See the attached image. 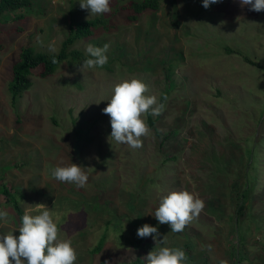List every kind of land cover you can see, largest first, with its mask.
Listing matches in <instances>:
<instances>
[{
	"label": "rangeland",
	"instance_id": "obj_1",
	"mask_svg": "<svg viewBox=\"0 0 264 264\" xmlns=\"http://www.w3.org/2000/svg\"><path fill=\"white\" fill-rule=\"evenodd\" d=\"M133 1L140 0H110V13L90 15L81 0H31L23 19L0 17V189L7 186L23 211L36 204L52 211L58 238L72 240L74 264H129L155 246L183 249L187 264H264V12L239 0L208 9L202 0H165L130 21ZM95 18L108 20L107 29L72 49L90 58L89 44H110L104 67L81 72L84 61L70 59L45 78L36 69L31 87L12 98L22 49L56 54L72 24ZM132 78L164 105L152 115L159 135L143 117L151 133L139 149L109 138L103 114L114 87ZM71 163L84 167L85 187L52 176ZM179 191L205 207L173 233L152 214ZM0 211L8 212L0 234L18 236L21 221L1 194ZM144 224L166 244L138 238Z\"/></svg>",
	"mask_w": 264,
	"mask_h": 264
},
{
	"label": "clouds",
	"instance_id": "obj_2",
	"mask_svg": "<svg viewBox=\"0 0 264 264\" xmlns=\"http://www.w3.org/2000/svg\"><path fill=\"white\" fill-rule=\"evenodd\" d=\"M222 0H202V6L208 9ZM241 6H250L249 10L264 12V0H239ZM81 9L90 11V15H101L111 12L110 0H81ZM110 44L94 47L89 44L80 71L102 68L108 63L106 53ZM49 51H55L54 48ZM53 63L57 60L53 58ZM149 88L142 80L132 78L118 83L103 114L110 117L111 135L117 143L139 149L143 146L142 137L151 133L143 118L149 114L158 116L164 105L158 103L156 96L146 95ZM166 99V97H165ZM61 163H63L61 161ZM52 176L59 182L74 183L77 187H85L89 177L84 167L71 163L68 166H56ZM204 201L188 192H170L164 196L152 214L161 225H168L173 233L184 231L186 225L199 217L204 209ZM33 212L37 214H33ZM8 212L0 211V221L7 222ZM2 226V225H0ZM13 232L0 234V264H74L77 260L72 240H60L58 227L54 222L52 211L45 204L29 205L21 218L20 227ZM138 238L151 237L155 245H165V237L161 240L156 227L144 224L137 229ZM145 264H187L188 257L181 248L160 246L142 258ZM221 264L226 262L221 261Z\"/></svg>",
	"mask_w": 264,
	"mask_h": 264
},
{
	"label": "trees",
	"instance_id": "obj_3",
	"mask_svg": "<svg viewBox=\"0 0 264 264\" xmlns=\"http://www.w3.org/2000/svg\"><path fill=\"white\" fill-rule=\"evenodd\" d=\"M165 0H140L133 1L129 7V20L136 21L139 15L146 11H158L160 4ZM31 6V0H0V17L5 13H17L16 20L24 18V14L20 13L22 10H26ZM107 22V23H106ZM109 21L101 18H95L92 20L82 21L75 25H71L69 28V35L62 43V46L56 54H45L36 51L33 47H26L22 49L19 60L14 64L12 68L13 78L10 83V91L12 98L15 99L17 96L28 90L32 83L29 80V76L33 74V71L42 68L39 76L42 78L52 75L61 63L68 60L84 61L88 59L83 53L78 50H73V45L79 39H85L95 36L98 30L102 27L107 29ZM53 58L57 60V63H53ZM247 62L256 66V63L248 58H245ZM70 62V61H69ZM167 95L162 98V103ZM149 127L155 131L156 135L159 133L155 130V121L151 114L148 115ZM0 194L5 198L6 202L11 204L15 210L16 217L19 221L24 214L19 201L16 200L11 193V190L7 186H2ZM243 205L239 207V211L242 212ZM104 239L95 247L93 253L97 254L101 251ZM100 264H104L103 262ZM129 264H145V261L139 256L137 260Z\"/></svg>",
	"mask_w": 264,
	"mask_h": 264
}]
</instances>
